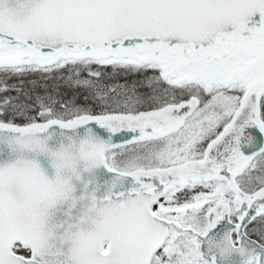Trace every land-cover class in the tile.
<instances>
[{"label":"snow or ice","instance_id":"6c2138e0","mask_svg":"<svg viewBox=\"0 0 264 264\" xmlns=\"http://www.w3.org/2000/svg\"><path fill=\"white\" fill-rule=\"evenodd\" d=\"M0 264H264V0H0Z\"/></svg>","mask_w":264,"mask_h":264}]
</instances>
